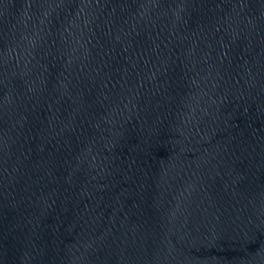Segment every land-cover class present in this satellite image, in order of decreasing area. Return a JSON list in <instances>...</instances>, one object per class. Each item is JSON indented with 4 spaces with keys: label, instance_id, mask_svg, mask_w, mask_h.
<instances>
[{
    "label": "water",
    "instance_id": "95a60500",
    "mask_svg": "<svg viewBox=\"0 0 264 264\" xmlns=\"http://www.w3.org/2000/svg\"><path fill=\"white\" fill-rule=\"evenodd\" d=\"M0 264H264V0H0Z\"/></svg>",
    "mask_w": 264,
    "mask_h": 264
}]
</instances>
